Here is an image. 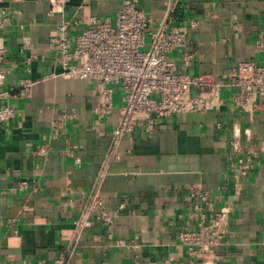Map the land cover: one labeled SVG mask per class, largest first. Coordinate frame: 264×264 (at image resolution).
<instances>
[{
	"label": "crops",
	"instance_id": "0c3cea01",
	"mask_svg": "<svg viewBox=\"0 0 264 264\" xmlns=\"http://www.w3.org/2000/svg\"><path fill=\"white\" fill-rule=\"evenodd\" d=\"M123 1L62 0L59 6L54 0H0V18L9 20L0 27V38L12 58L25 36L29 52L41 57L32 64L33 96L14 100L18 114L0 121V264H48L72 241L74 220L111 145L121 102L117 94L114 108L97 119L95 82L61 75L51 62L49 42L78 7L84 22L93 15L114 20ZM168 6V0H139V7L157 20ZM191 21H197L188 34V48L196 53L191 73L223 79L230 68L260 58L255 41L264 32V0H185L172 24L190 26ZM76 32L73 26L71 34ZM23 75L18 67L8 86ZM222 92L227 101L220 110L175 113L159 120L153 133L136 127L123 139L122 158L110 164L102 186L103 207L117 215L107 225L92 223L70 264L188 260L178 236L187 222L196 226L193 185L211 192L207 211L229 210L227 244L218 249L214 264H264V104L254 113L240 112L229 90ZM197 93L193 87L192 94ZM63 109L78 116L55 137L51 122ZM235 124L250 130L261 149L255 169L240 183L230 173L237 156L229 143ZM241 140L248 143L244 132ZM44 144L48 152L41 155ZM23 180L30 185L21 190ZM8 218H16L10 228L4 225ZM119 238L136 239L139 247L118 245Z\"/></svg>",
	"mask_w": 264,
	"mask_h": 264
},
{
	"label": "built area",
	"instance_id": "2783aa9c",
	"mask_svg": "<svg viewBox=\"0 0 264 264\" xmlns=\"http://www.w3.org/2000/svg\"><path fill=\"white\" fill-rule=\"evenodd\" d=\"M168 1L169 6L160 20L142 10L139 0H124L114 20L93 15L88 22H84L78 15L81 11V7H78L72 18L62 20L58 26L59 33L50 39L51 62L55 68H61V75L95 82L97 102L94 113L97 119H105L114 108L117 94L121 103L103 165L88 193L87 202L74 220L72 241L48 264H70L71 256L92 223L107 225L117 215V212L110 213L103 207L102 186L110 164L122 158L123 139L136 127L144 128L151 134L159 120L172 114H206L220 110L227 101L223 89L229 90V97L240 112L254 113L264 104V32L255 41L260 58L243 61L230 68L223 79L191 73L196 53L188 48V34L190 28L197 26V21H191L190 26L172 24L176 8L185 0ZM54 3L60 6L62 0H54ZM232 19L236 21L237 16L232 15ZM8 22V18H0V27ZM73 26L77 29L74 35L71 34ZM29 45L30 37L25 36L14 59L9 47L0 38L1 122L9 121L18 114L14 100L33 96L35 80L30 76L32 64L41 57L29 52ZM175 53L178 56H173ZM18 67H22L25 75L14 86H8L9 75ZM193 87L198 89L196 95L192 94ZM77 116V113L59 110L51 122L53 135H64L68 122ZM218 126H221L220 122ZM243 132L248 139L245 145L241 140ZM229 143L237 153L232 158L230 173L240 183L255 169L260 145L250 130L243 131L238 124L233 126V137ZM47 152L48 146L45 144L38 150L41 155ZM227 178L230 175L227 174ZM29 185V181L23 180L18 183V188L23 190ZM190 196L194 201L191 218L196 220V226L187 222L178 236V246L187 249L189 258L174 261L170 257L167 262L214 264L219 256L218 249L227 244L229 210L221 207L207 211L205 203L211 197L207 189L193 185ZM15 221L16 218H8L4 225L10 228ZM116 243L134 251L139 247L136 239L127 241L119 238Z\"/></svg>",
	"mask_w": 264,
	"mask_h": 264
}]
</instances>
